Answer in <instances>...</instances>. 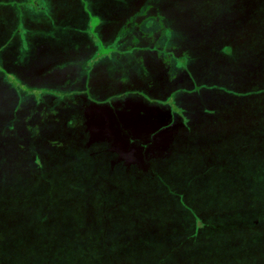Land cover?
<instances>
[{
	"label": "rangeland",
	"instance_id": "obj_1",
	"mask_svg": "<svg viewBox=\"0 0 264 264\" xmlns=\"http://www.w3.org/2000/svg\"><path fill=\"white\" fill-rule=\"evenodd\" d=\"M138 2L0 0V203L29 198L9 223L0 215V264H157L168 228L196 231L186 217L196 207L201 233L223 216L228 237L217 238L220 255L199 246L192 264H264V0ZM91 30L114 50L76 84L82 72L71 82L69 70L99 48ZM176 57L188 59L186 75ZM175 102V142L149 152L160 178L136 140H156ZM45 176L61 183L52 201ZM121 194L126 213L113 201ZM42 215L48 225L29 228Z\"/></svg>",
	"mask_w": 264,
	"mask_h": 264
},
{
	"label": "trees",
	"instance_id": "obj_2",
	"mask_svg": "<svg viewBox=\"0 0 264 264\" xmlns=\"http://www.w3.org/2000/svg\"><path fill=\"white\" fill-rule=\"evenodd\" d=\"M134 14L137 15V12H135ZM144 21H146V18L144 16H141L139 21L135 22V25H142V23ZM86 35H87L88 38L91 39V41H93L94 39H98L97 42H98L99 48H98L97 52L94 54V56L92 58H90V59H92V61L95 62V61H98V60H100L102 58L106 59L108 57L109 58L111 57V51H113L114 48L112 49V48H109L108 46L104 45L103 42L96 36V34H95V32L93 30H91V32L87 31ZM231 48L233 50L236 49L232 44H230V50H231ZM236 50H235V52L233 54L234 57H235L236 52L238 51V50L237 51ZM218 52H219V54H224L225 56H229L228 59H230V57L232 56L231 54L229 55V54H227L225 52V49H223V46L219 47ZM173 60H175L176 63L180 66L179 69H181V70H184V69H186L189 66L188 59L176 57V58H173ZM179 60L181 62L185 61L186 64H184V65L181 64V62ZM235 63L236 62L230 63V64L234 65ZM197 87H199V86L196 85V88ZM24 95L25 94H21V96H24ZM176 108H178V104H174V108L173 109L175 110ZM38 161L40 162V158L38 159ZM40 164L42 165V163H40ZM159 173H161V172H159V171L156 172V175L161 178ZM3 176L9 177V175H3ZM241 178L243 179V177H241ZM44 180L46 181V183L45 182L43 183L44 190L47 191V194H48V195H46L44 201L45 200H47V201L51 200L52 201L53 197L58 196L59 193L61 194V183L59 184V181H58L57 178L56 179H52V178H50L48 176H45ZM3 182L7 183L5 180ZM3 182L0 183V188L3 187V185L5 184ZM38 182H40V181H38ZM91 183H94V182L91 181ZM165 184H166V187L170 186L169 184L167 185V183H165ZM258 187L264 188V182L263 183H259ZM62 191H66V190L62 189ZM128 195H131V193L129 192ZM39 196H41V194H39ZM28 199L20 198L16 202L14 200L7 201V202L6 201L1 202L0 203V215L3 217L2 221H5L6 224L9 223L11 218H8L6 216L11 215V214H13L16 211L17 212L19 211L17 215H19V214L21 215L22 214L21 213V209L22 210L24 209L23 207L25 206V202L27 203ZM129 199L130 198L128 196H126L124 194H121V195H119V197L114 198L113 201H114L115 205H118V206L122 207V209L126 213L128 211V208H129L128 204L131 205V203H132V200H129ZM37 201L38 200L36 199V202ZM218 201L219 200H217V204H219ZM217 204L215 205V207H217ZM209 206H212V200L209 203ZM186 207H188V206H186ZM215 207H214V209H215ZM196 208L199 209V211L196 210L195 208H193L192 210L190 208V210H188V212H187L188 215L186 216V217H188L187 218L188 220H191V218H192V220L194 219L195 223H192V224H194V227H196V231L194 230V231L189 232V229L185 226L184 223L181 224L183 226V231L181 229H179V228L176 231H173V230L170 231V228H168L167 229L168 230L167 234L164 236L165 240L168 242L167 245H166V246H168V249L167 250H163L164 252L161 253L158 256L157 264H162L161 263L162 261L165 262L166 264H168V263L179 264L177 262L179 258H183V262L185 264H192V262L195 261V258H194L195 256H197V258H198V255L201 256L198 253V250H199L198 247L199 246H201L203 249H206L205 252H206L207 255H211V254H219L220 255L221 254V250L222 249H219V247L215 248V244H216L217 238H220L222 240L227 239L228 234H226V231L224 229H225V225L228 222V220H224L223 216L216 217L214 219V222L210 224L214 228L213 231L210 232V233H208V232H206V233L202 232L201 233V231H199V230H200V228L205 227L204 226L205 223H203V221L205 219H202L201 216H200V213L202 214V212L200 210V207H196ZM62 209L63 208L61 207V210ZM58 210L56 211L57 214L60 213V212H58ZM213 211H215V210H213ZM44 212L45 213H49V212H47L45 210H44ZM217 212H218V210H216L215 214H217ZM21 218H23V217L21 216ZM178 218H179L180 221L182 220L181 217H178ZM5 219H7V220H5ZM32 220H33V222L29 223L30 224L29 228H32L33 231L35 230V227L36 228H41V227H44L45 225H48V224H46L47 220H46L44 215L39 216V218L36 217L35 219H32ZM167 220L165 222L169 223V225H170L171 223H174L177 219L173 218V219H169L168 221ZM248 221L250 223L252 222L250 219ZM49 224H50V222H49ZM162 226H166V225L163 224ZM65 227H68L67 224H65ZM68 228L74 229V225H71ZM197 228H198V230H197ZM10 229L11 228H9L8 231H10ZM258 229L261 230V231H259L260 234H259L258 238L260 240H264V238H262V235H264V228L258 227ZM62 231L65 232L64 229ZM174 232H176V233L174 234ZM164 237H162V238L164 239ZM247 238H248L247 242H249V238L250 237H247ZM189 239H193V240H190L189 243L185 244V241H187ZM171 240H175V242H171ZM45 242H46V240H40L39 244L42 245ZM253 243H258V241H255ZM259 245H260V243L257 244V246H259ZM158 247H159L158 243H155V244H152L149 249H152L154 251H160V250H158ZM180 247L182 249H184V252H182V250H180ZM152 252L153 251H151L150 253L152 254ZM219 255H217V257ZM170 257H171V259L173 257V259L171 260ZM225 258L227 259L228 257L225 256ZM213 260H214V257L207 258V264H209V263L210 264H215V263H212ZM228 261H229V259H228ZM201 263H203V261ZM217 264H226V263H217Z\"/></svg>",
	"mask_w": 264,
	"mask_h": 264
},
{
	"label": "flooded vegetation",
	"instance_id": "obj_3",
	"mask_svg": "<svg viewBox=\"0 0 264 264\" xmlns=\"http://www.w3.org/2000/svg\"><path fill=\"white\" fill-rule=\"evenodd\" d=\"M140 3H143L145 5L144 0H139L137 5L139 6ZM113 11H115L114 8H113ZM91 63H93V61H92V59H89L82 64L81 68L78 67L77 64L75 63L74 66L69 70V71H71V72H69V75L67 76L69 78V80H71V82L75 81V79H77L79 74L82 72V74L80 75L81 78L79 79V82H76V84L77 83L83 84V81L81 79L86 77L85 74H83V73L85 71L88 72L90 68L91 69L93 68V65ZM168 69H169V67L168 68L166 67L165 71L168 72ZM187 69H188V67L186 68V70H182V71H185V75H186V72L188 71ZM250 79L253 80L254 78L251 77ZM82 89H83V85H82ZM131 94H133V93L121 92L120 94H118V97H120L121 99H126L128 97L133 98V96H131ZM98 99H103V98H98ZM136 99L137 100H143V99H140L139 97H137ZM148 99H150V97H148ZM146 104H148V102H146ZM175 104H176V102H175ZM140 106H141L140 103H136L137 108H134V109L137 111H141V110L146 111L150 107V106H141L143 108H140ZM167 107H168V110H165L161 114L162 118H160L161 120L158 122L159 125H163V128L159 130L161 133H157V136H156L157 138L155 137L156 140L155 139H149V138L145 139V137H142V141L136 140L137 143L143 144L144 148L148 149L146 154L143 155V158H144L145 162L147 164H149V169L151 168V171L153 172L151 174H154V175L156 174V172H158V171L160 172V170L163 167H162V164H159L158 166H156L157 162H158L156 157H158V154L157 153L149 154V152L151 151L152 148H154L158 151H162L163 149H166L167 146H170L171 143L173 144L175 142L174 137L176 136V133L178 132V130H176V129H177V127H180L179 125L182 124L181 122H182L183 117H180L178 114L176 115L175 113H174L175 115L171 114L172 110L174 111L173 107L169 106V105ZM185 112H183L184 116L187 117L188 114ZM146 117H147L146 123L149 124V126L151 128L153 126V122L156 119V118L153 119L154 117H156V114H154V115L151 114L150 116H146ZM146 123H143V124H146ZM170 124H174V125L171 126ZM181 132L184 134V130H182ZM136 133L137 134H135V135L140 134V132H136ZM129 136H131V138H134V137H132V135H129ZM186 137L188 138V136H186ZM167 149L170 150V147H168ZM98 152H100L99 148H98ZM169 155H171L170 152L166 153V156H169ZM113 161L115 164H117V162L114 159L113 160L110 159L109 164H110L111 168H113V167L115 168V166H117V165L114 166ZM122 166H128V163L122 162ZM114 171H116V170H114Z\"/></svg>",
	"mask_w": 264,
	"mask_h": 264
}]
</instances>
